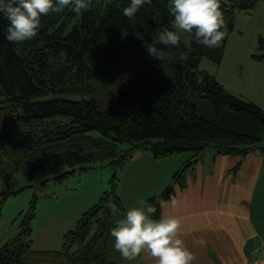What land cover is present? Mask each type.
<instances>
[{
	"label": "trees",
	"instance_id": "1",
	"mask_svg": "<svg viewBox=\"0 0 264 264\" xmlns=\"http://www.w3.org/2000/svg\"><path fill=\"white\" fill-rule=\"evenodd\" d=\"M129 2L92 0L79 15L52 12L35 37L19 43L5 38L8 21L0 18L2 203L19 172L30 184L63 182L93 163L122 169L143 147L156 159L189 153L173 177L183 190L187 172L209 146L225 154L264 152V108L201 69L205 59L222 66L238 16L250 15L264 0H221L226 35L219 47L202 46L183 32L189 43L181 34L178 46L158 45L161 59L149 54L144 40L171 27L166 0H152L135 18L123 15ZM258 48L261 54L252 59L264 63L263 35ZM182 53L187 57L181 59ZM118 182L114 176L111 189L64 234L59 250L34 249V199L18 236L0 246V264H121L111 236L114 208H127ZM175 193L170 184L148 200L156 207L153 218L162 216L159 200L170 201Z\"/></svg>",
	"mask_w": 264,
	"mask_h": 264
},
{
	"label": "rangeland",
	"instance_id": "2",
	"mask_svg": "<svg viewBox=\"0 0 264 264\" xmlns=\"http://www.w3.org/2000/svg\"><path fill=\"white\" fill-rule=\"evenodd\" d=\"M181 34L189 43L184 33ZM259 35H264V2L259 4L252 19L248 15L238 16L235 30L229 35L224 62L219 67L221 80L240 92L244 90L240 81V67L247 68L252 55L261 54L258 48ZM201 69L211 73L218 71L216 65L208 59L203 60ZM263 85L262 82L260 86ZM128 147L127 144L121 145L123 149ZM214 149L216 148L207 147L200 158L203 155L208 156ZM188 154L182 152L156 159L151 149L143 147L133 151L132 157L127 159L122 169L115 170L109 162H101L95 169L77 170L63 182L50 180L30 184L22 172H19L11 196L3 203L0 200V246L18 236L20 225L36 199V218L32 223L34 249H61L64 234L74 230L82 214L111 189L114 176L119 181L118 191L128 209L136 206L148 207V200L160 195L167 186H178L173 183V177L187 161ZM4 188L0 178V193ZM141 200L143 204L140 203ZM117 213L121 215L122 210L115 207V222L118 221ZM122 263L130 264L125 257Z\"/></svg>",
	"mask_w": 264,
	"mask_h": 264
},
{
	"label": "crops",
	"instance_id": "3",
	"mask_svg": "<svg viewBox=\"0 0 264 264\" xmlns=\"http://www.w3.org/2000/svg\"><path fill=\"white\" fill-rule=\"evenodd\" d=\"M257 10L248 16L252 19ZM240 73L242 92L221 80L219 68L216 72L229 90L264 108V85L260 86L264 63L252 59L247 68L240 67ZM200 160L187 172L186 188L177 186L173 198L162 207V216L181 221L180 234L192 254V264H248L251 243L264 250V153L226 155L214 149ZM125 212L117 213L116 224ZM127 259L130 264H155L147 252Z\"/></svg>",
	"mask_w": 264,
	"mask_h": 264
},
{
	"label": "clouds",
	"instance_id": "4",
	"mask_svg": "<svg viewBox=\"0 0 264 264\" xmlns=\"http://www.w3.org/2000/svg\"><path fill=\"white\" fill-rule=\"evenodd\" d=\"M151 3L152 0H130L123 8V15L135 18L141 7ZM91 4L92 0H0V18L8 21L5 38L17 43L30 40L43 26L44 16L52 12L61 13L65 9L79 15ZM166 6L173 17L171 27L157 28L151 42L144 40L152 57L162 58L164 50L158 45L178 46L181 32L190 34L202 46H220L226 35L221 0H166ZM186 57L187 53H182L181 59ZM167 203L169 201L159 200L161 207ZM171 203L175 204V201ZM155 211V206L129 208L125 217L111 229L115 249L129 259L147 252L155 258V264H192V254L180 234L179 218H153Z\"/></svg>",
	"mask_w": 264,
	"mask_h": 264
},
{
	"label": "built area",
	"instance_id": "5",
	"mask_svg": "<svg viewBox=\"0 0 264 264\" xmlns=\"http://www.w3.org/2000/svg\"><path fill=\"white\" fill-rule=\"evenodd\" d=\"M254 253H255L256 256H259V255H260V248L255 247V248H254ZM252 264H264V258H262V257H258V258L254 261V263H252Z\"/></svg>",
	"mask_w": 264,
	"mask_h": 264
},
{
	"label": "water",
	"instance_id": "6",
	"mask_svg": "<svg viewBox=\"0 0 264 264\" xmlns=\"http://www.w3.org/2000/svg\"><path fill=\"white\" fill-rule=\"evenodd\" d=\"M97 166H98V164H92V165L88 166L87 169H93V168H95Z\"/></svg>",
	"mask_w": 264,
	"mask_h": 264
}]
</instances>
